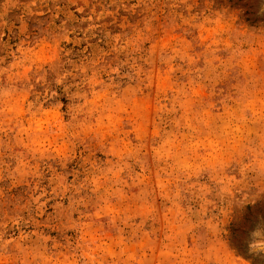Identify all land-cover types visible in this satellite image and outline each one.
I'll use <instances>...</instances> for the list:
<instances>
[{
	"label": "rangeland",
	"instance_id": "1",
	"mask_svg": "<svg viewBox=\"0 0 264 264\" xmlns=\"http://www.w3.org/2000/svg\"><path fill=\"white\" fill-rule=\"evenodd\" d=\"M0 264H264V0H0Z\"/></svg>",
	"mask_w": 264,
	"mask_h": 264
}]
</instances>
